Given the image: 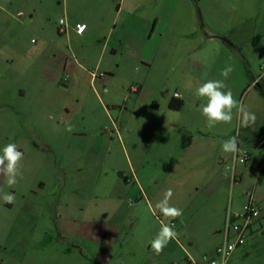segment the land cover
<instances>
[{
	"label": "rangeland",
	"instance_id": "374dc122",
	"mask_svg": "<svg viewBox=\"0 0 264 264\" xmlns=\"http://www.w3.org/2000/svg\"><path fill=\"white\" fill-rule=\"evenodd\" d=\"M249 65L264 70V0H0V150L24 153L14 186L0 176V264H205L251 199L262 228L228 264H264V97H244ZM228 66L253 127L233 109L209 128L198 110L195 87ZM237 133L240 151L222 152ZM168 189L176 219L155 208ZM161 223L177 235L157 254Z\"/></svg>",
	"mask_w": 264,
	"mask_h": 264
},
{
	"label": "clouds",
	"instance_id": "9594fccd",
	"mask_svg": "<svg viewBox=\"0 0 264 264\" xmlns=\"http://www.w3.org/2000/svg\"><path fill=\"white\" fill-rule=\"evenodd\" d=\"M233 71L231 66L225 67L221 71L224 79L207 80L195 87L194 95L203 99V103L198 109L206 119L209 128L217 124L231 123L233 119V109L241 114V127L249 128L256 124L257 116L254 112L249 111L243 104L238 102L230 89H227L225 80ZM71 132L72 127L69 125L66 129ZM239 134L231 136L228 139L220 141L221 151L224 153L235 154L240 151L242 141ZM24 159V153L20 151L15 143L6 144L0 150V176L4 178L5 183L12 187L17 183V177L21 176V161ZM173 192L168 189L164 198L160 200L155 208L166 218L176 219L182 216V209L170 204ZM2 199L7 204L15 203V194L9 192L4 193ZM174 225L170 223H161L160 229L154 239L150 242L151 248L159 254L167 246V244L176 237Z\"/></svg>",
	"mask_w": 264,
	"mask_h": 264
},
{
	"label": "built area",
	"instance_id": "2783aa9c",
	"mask_svg": "<svg viewBox=\"0 0 264 264\" xmlns=\"http://www.w3.org/2000/svg\"><path fill=\"white\" fill-rule=\"evenodd\" d=\"M68 29L67 21L62 19L60 21V34H67ZM85 30L86 26L84 24L76 25L78 34H83ZM248 159L249 155L246 152L235 155V162L240 161L241 163H246ZM260 213L258 203L253 199L248 202L242 213H228L223 230L225 242L216 249L215 256L205 264H228L233 253L238 248L245 246L249 237L255 235L258 231L260 227Z\"/></svg>",
	"mask_w": 264,
	"mask_h": 264
},
{
	"label": "crops",
	"instance_id": "0c3cea01",
	"mask_svg": "<svg viewBox=\"0 0 264 264\" xmlns=\"http://www.w3.org/2000/svg\"><path fill=\"white\" fill-rule=\"evenodd\" d=\"M69 28H71V27H69ZM69 31H70V29H68V33L67 34H69ZM121 44V43H120ZM107 48H108V46L107 45H104L103 47H102V54H104L105 53V51L107 50ZM111 52H113V56H116L117 55V49H116V47L114 46V47H112V49H111ZM58 53H60V54H63L62 53V51H60V50H58ZM64 64V66L66 67L67 66V61L66 62H64L63 63ZM98 65H100V62H99V64ZM106 69H105V74H109V75H111V77H113L114 76V69H109V68H107V67H105ZM246 71L248 72V76L249 77H251L252 78V80H251V84L250 85H248V87H247V89H246V91H245V93H244V97H245V99L246 98H249V100H250V102H251V104H252V101L253 100H256V98H257V93H259V92H257L258 90L256 89V85L257 84H260L263 88H264V70L261 72V70L259 71V72H261V73H257L256 75H255V73H254V71L255 72H257L255 69H253L250 65H249V68L248 69H246ZM97 76V74H93V76H91L90 78H89V84H90V86L91 87H94L95 86V84L97 83V81H98V78L96 77ZM257 82V83H256ZM256 89V90H255ZM256 91V92H255ZM256 93V94H255ZM95 94H96V96L99 98V99H101V97L98 95V92L97 91H95ZM251 98V99H250ZM252 110H253V107H252ZM193 143V139H191V140H189V145H191ZM198 146H199V144H198ZM200 147V146H199ZM186 154H187V150L186 149H184L182 152H181V154L179 155V159L180 160H183L184 159V157H185V159H188V160H192V159H196V158H198V155H195V151H193V153L192 154H190L189 156H186ZM260 227L262 228V224L260 223ZM220 232H222V231H220ZM224 234V233H223ZM234 254V253H233ZM187 262L188 263H192V260L191 259H188L187 260ZM169 264H181L180 263V260H178V259H175V260H173V261H171Z\"/></svg>",
	"mask_w": 264,
	"mask_h": 264
},
{
	"label": "trees",
	"instance_id": "16d2710c",
	"mask_svg": "<svg viewBox=\"0 0 264 264\" xmlns=\"http://www.w3.org/2000/svg\"><path fill=\"white\" fill-rule=\"evenodd\" d=\"M256 89L260 92V94L264 97V88L260 85V84H257L256 85ZM182 102H179V101H173L172 104H171V108L173 109H180L182 107ZM105 242V238L103 239V249L104 250H107V246H105L104 244Z\"/></svg>",
	"mask_w": 264,
	"mask_h": 264
}]
</instances>
